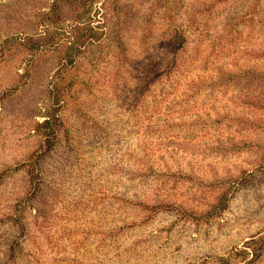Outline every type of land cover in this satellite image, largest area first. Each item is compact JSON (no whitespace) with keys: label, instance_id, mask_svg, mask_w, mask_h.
<instances>
[{"label":"rangeland","instance_id":"obj_1","mask_svg":"<svg viewBox=\"0 0 264 264\" xmlns=\"http://www.w3.org/2000/svg\"><path fill=\"white\" fill-rule=\"evenodd\" d=\"M37 1L0 0L1 44ZM134 1L149 31L118 69L96 51L93 89L91 51L44 59L14 96L23 66L0 68V264H264V111L237 96L264 77V0Z\"/></svg>","mask_w":264,"mask_h":264},{"label":"trees","instance_id":"obj_2","mask_svg":"<svg viewBox=\"0 0 264 264\" xmlns=\"http://www.w3.org/2000/svg\"><path fill=\"white\" fill-rule=\"evenodd\" d=\"M37 3L30 5L36 7L35 12L29 10L24 19V24L19 27V30L11 34V37L7 35L2 44L0 41V68L22 65L24 70V73H17L16 84L7 90L13 96L19 93L21 86L30 79L27 73L43 63L44 59L56 58L60 66L56 71H61L67 66H84L85 59L89 57L86 54L90 51L93 57L84 68L88 72L90 86L93 89L100 81L101 72L105 68L103 64L106 63L103 61V53L98 54L96 51L106 44L111 47V52L117 51L120 60L118 69L121 65V51L129 42L127 39H133L132 37L138 30L149 31L144 25L137 26L134 22L139 12L138 4L134 0H103L101 4H99L100 0H38ZM155 6L156 4L150 7V13L151 9H155ZM253 13L251 9L248 14L252 16ZM145 16H147L145 23L151 26V15L148 17L146 13ZM246 19L244 15L237 17L238 22L242 23L240 28L243 27ZM14 24L15 21L12 25ZM244 26L249 28L247 34L251 40L255 30H257L256 26L249 19ZM136 29L138 30L134 33ZM7 43L9 45L5 46ZM255 57L263 60L261 66H263L264 75V50H258L254 59ZM245 75L247 87L242 91H237V96L239 99H245L244 103L247 110L255 113L262 112L264 111V103L263 105L259 104V100H264V77L260 79V75H256L257 77L253 81V84L255 83L253 90V84L248 86V79L251 75L253 76V73L249 76V73L246 74L245 72ZM50 93L57 104L61 106L65 103V89L59 83L55 84ZM250 94H253L251 100ZM1 102L7 101L0 98V109L2 108ZM56 131L51 130L52 133L49 136L54 138ZM4 231L0 234V240L4 241L0 246L3 247V251L7 250L8 256H11L16 238L11 234H4ZM11 243L13 244L10 246Z\"/></svg>","mask_w":264,"mask_h":264}]
</instances>
